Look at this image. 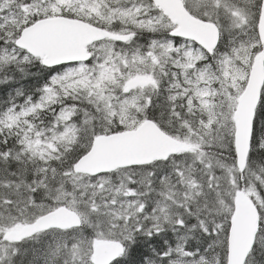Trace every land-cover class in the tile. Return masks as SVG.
Returning <instances> with one entry per match:
<instances>
[{"label":"snow or ice","instance_id":"1","mask_svg":"<svg viewBox=\"0 0 264 264\" xmlns=\"http://www.w3.org/2000/svg\"><path fill=\"white\" fill-rule=\"evenodd\" d=\"M0 264H264V0H0Z\"/></svg>","mask_w":264,"mask_h":264}]
</instances>
